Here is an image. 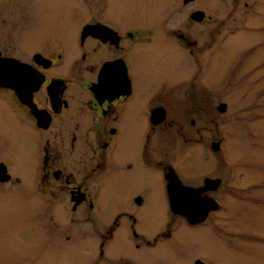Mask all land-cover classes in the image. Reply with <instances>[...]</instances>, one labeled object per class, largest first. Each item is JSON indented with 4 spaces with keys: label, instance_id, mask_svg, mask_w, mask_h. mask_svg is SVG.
Wrapping results in <instances>:
<instances>
[{
    "label": "flooded vegetation",
    "instance_id": "af4514ba",
    "mask_svg": "<svg viewBox=\"0 0 264 264\" xmlns=\"http://www.w3.org/2000/svg\"><path fill=\"white\" fill-rule=\"evenodd\" d=\"M25 1L0 0V62L13 63L0 69V165L10 176L0 185L37 193V258L70 247L96 248L93 264H216L199 250L222 179L198 184L195 144L215 122L213 91L195 79L206 62L177 90L165 70L178 48L199 64L214 29L203 45L183 29L215 16L200 0H97L70 11L64 36L49 31L29 46L24 25L37 5L27 14ZM25 134L34 137L29 181L8 157ZM176 188L200 190L190 201L197 212L173 211ZM209 198L215 208L202 219Z\"/></svg>",
    "mask_w": 264,
    "mask_h": 264
},
{
    "label": "rangeland",
    "instance_id": "374dc122",
    "mask_svg": "<svg viewBox=\"0 0 264 264\" xmlns=\"http://www.w3.org/2000/svg\"><path fill=\"white\" fill-rule=\"evenodd\" d=\"M173 1L170 0V5ZM200 2L215 19L189 27L185 23L187 27L183 30L203 45L214 29L211 46L201 52L197 66L178 48L167 55L170 61L165 67L175 76L168 87L177 85V90L189 84L191 72L200 71L201 62H206L201 77L195 79L201 87L212 90L215 99L210 110L215 122L203 124L199 144L189 141L184 148L197 146L202 179L198 184H203L206 177L212 180L222 177L221 187L209 192L218 207L211 210L200 227L206 237L201 238L199 250L211 256L216 264H264V0ZM248 2L251 6L244 14ZM85 4L96 5L97 0H26L27 14L37 5V17L32 14L31 22L24 25L27 45L37 46V40L49 31L64 36L67 29L71 30L70 11ZM68 10L66 16L59 14ZM184 20L185 15L178 14V21ZM173 21L171 18L172 25ZM222 101L227 102L226 112L219 110ZM213 137L221 139L219 151L213 149ZM17 144L21 150L13 156L9 152L8 157L12 158L14 174L26 176L29 181L34 137L22 135ZM23 187V183L0 185V264L96 263V248L82 252L67 247L37 258V193ZM161 206L154 197L152 212ZM97 242L90 240L91 245Z\"/></svg>",
    "mask_w": 264,
    "mask_h": 264
},
{
    "label": "water",
    "instance_id": "95a60500",
    "mask_svg": "<svg viewBox=\"0 0 264 264\" xmlns=\"http://www.w3.org/2000/svg\"><path fill=\"white\" fill-rule=\"evenodd\" d=\"M204 12L203 11H198L196 13H194L193 17H196L197 19H201L203 17ZM11 60V59H10ZM10 65L12 66L13 63L11 61H8L7 64L4 63V65H2V62H0V69ZM20 66H23L20 64ZM13 67V66H12ZM3 70V69H2ZM219 110L222 112H225L227 110V104L226 103H220L219 106ZM213 149L219 151L221 149V140L215 141L213 143ZM6 168L4 165H0V179L3 181H6L9 179V174H7L6 176H4V174L6 173ZM196 192L199 194L200 190H194V189H190V188H186L185 189H178L176 188L175 192L171 194V203H172V208L173 211L177 212V213H195L197 212L195 209L192 208V205L190 204L191 199L194 197V193ZM205 209L202 208V210L200 211V214L203 215L201 216L202 219H205L207 213L215 208V202L213 199H208V202L205 203ZM191 213V214H192Z\"/></svg>",
    "mask_w": 264,
    "mask_h": 264
}]
</instances>
